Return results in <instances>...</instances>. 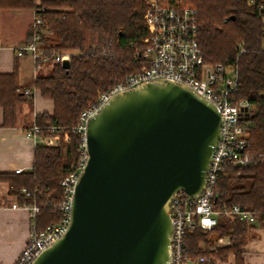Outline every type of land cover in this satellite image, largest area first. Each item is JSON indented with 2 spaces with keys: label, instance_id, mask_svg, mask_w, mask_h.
I'll return each instance as SVG.
<instances>
[{
  "label": "trees",
  "instance_id": "1",
  "mask_svg": "<svg viewBox=\"0 0 264 264\" xmlns=\"http://www.w3.org/2000/svg\"><path fill=\"white\" fill-rule=\"evenodd\" d=\"M178 1L196 10L205 64H235L239 85L236 97L252 106L247 118V149L259 160L250 166L224 162L215 188V207L242 206L253 211L264 225V24L245 0ZM41 7L49 31L41 44L50 61L55 53L77 51L69 70L54 63L48 74L38 75L33 82L41 97L54 103V113L38 114L35 123L44 136L53 135L50 127L55 125L62 136L58 145L35 148L31 170L0 172V182L9 184V195L18 204L40 207L35 220L38 229L62 218L58 210L63 201L60 182L81 154L82 139L74 130L81 113L96 103L101 93L141 70L146 37L144 0H42L38 4L36 0H0L1 9ZM31 39L30 32L27 41ZM23 91L15 74H0L5 127L15 126L16 107L28 99ZM65 132L70 136L68 142L63 139ZM254 227L220 216L211 232H186V253L211 258L200 264H228L231 255L234 264H245L243 248ZM224 237L230 238L227 247L210 249L216 238Z\"/></svg>",
  "mask_w": 264,
  "mask_h": 264
},
{
  "label": "water",
  "instance_id": "2",
  "mask_svg": "<svg viewBox=\"0 0 264 264\" xmlns=\"http://www.w3.org/2000/svg\"><path fill=\"white\" fill-rule=\"evenodd\" d=\"M220 128L218 108L179 83L114 94L89 120L68 230L33 264H171L172 198L200 193Z\"/></svg>",
  "mask_w": 264,
  "mask_h": 264
},
{
  "label": "built area",
  "instance_id": "3",
  "mask_svg": "<svg viewBox=\"0 0 264 264\" xmlns=\"http://www.w3.org/2000/svg\"><path fill=\"white\" fill-rule=\"evenodd\" d=\"M245 1L264 24V0ZM144 3L143 18L146 30V37L143 39L144 63L139 72L101 93L97 102L81 113L74 129L82 139L81 154L68 175L60 182L63 190V201L58 206L62 213L61 220L38 229L35 220L40 212L39 206L26 203L13 205L14 208L28 209L33 220L28 240L15 264H33L47 248L54 245L67 232L72 219V202L76 186L88 160L86 141L89 120L114 94L158 80L189 87L212 102L221 115L220 138L211 155L205 185L195 197L180 191L172 198L171 264H200L211 261L208 256L194 257L186 253L187 231L201 229L204 232H211L217 226L220 216L248 224L259 222L253 211L242 206H225L221 209L215 207V188L224 162L230 161L233 166H250L259 160L256 154L247 149L249 137L247 118L252 112V106L248 100L236 97L239 85L235 64H205L199 44V28L194 8L178 0H144ZM34 11L32 39L19 48L18 54L32 57L36 76V72L41 70L46 62H50V59L41 44L43 37L49 34L47 22L43 17L45 9L41 7ZM72 55L64 52L55 53L51 62L62 64L64 59H71ZM137 55L141 56V53L138 52ZM23 92L26 96L33 97L36 89H25ZM50 129L54 134L44 136L41 134L42 128L34 123L26 131V137L32 140L36 147L58 145L61 129L56 125ZM22 172L23 169H17L15 173ZM229 244V237L219 238L210 249L216 250Z\"/></svg>",
  "mask_w": 264,
  "mask_h": 264
},
{
  "label": "crops",
  "instance_id": "4",
  "mask_svg": "<svg viewBox=\"0 0 264 264\" xmlns=\"http://www.w3.org/2000/svg\"><path fill=\"white\" fill-rule=\"evenodd\" d=\"M41 1L36 0V3ZM34 12V8H0V74H15L22 90L35 89L33 59L18 54L19 48L28 42ZM27 98L16 107L14 127L4 126V110L0 106V172L31 170L36 146L26 137V131L35 123L38 114L54 113V103L43 99L37 89L33 98ZM29 101H32V110L28 107ZM16 203V199L9 195V184L0 182V264H15L30 234L33 221L30 211L23 207L14 208ZM243 251L245 264H264V225L260 221L250 232ZM229 260V264H234L235 257L231 255Z\"/></svg>",
  "mask_w": 264,
  "mask_h": 264
},
{
  "label": "rangeland",
  "instance_id": "5",
  "mask_svg": "<svg viewBox=\"0 0 264 264\" xmlns=\"http://www.w3.org/2000/svg\"><path fill=\"white\" fill-rule=\"evenodd\" d=\"M52 37V36H51ZM50 37V38H51ZM64 53H67V54H75L77 51H70V50H67V51H63ZM62 53V52H61ZM71 60V59H70ZM52 62L50 61V62H46V64L43 66V68L41 69V70H38L37 72H36V76H35V79L37 78V76L38 75H46V74H48V72L51 70V68H52ZM35 79H33V80H35ZM34 82V81H33ZM28 107L30 108V110H32V101H29L28 102ZM60 136H62V134H59ZM69 134L68 133H66L65 132V134H63V139L65 140V142H68L69 141ZM219 239V238H218ZM217 238H216V241L218 240ZM231 262V261H230ZM235 263V262H234ZM228 264H229V262H228ZM232 264V263H231Z\"/></svg>",
  "mask_w": 264,
  "mask_h": 264
}]
</instances>
